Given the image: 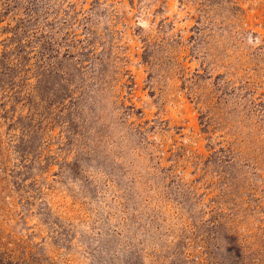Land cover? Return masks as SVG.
Segmentation results:
<instances>
[{"label":"rangeland","instance_id":"rangeland-1","mask_svg":"<svg viewBox=\"0 0 264 264\" xmlns=\"http://www.w3.org/2000/svg\"><path fill=\"white\" fill-rule=\"evenodd\" d=\"M0 264H264V0H0Z\"/></svg>","mask_w":264,"mask_h":264}]
</instances>
